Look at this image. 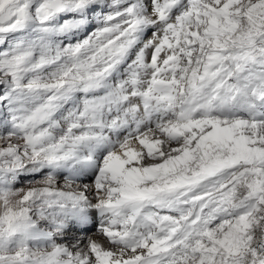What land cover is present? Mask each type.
Returning <instances> with one entry per match:
<instances>
[{"label":"clouds","instance_id":"9594fccd","mask_svg":"<svg viewBox=\"0 0 264 264\" xmlns=\"http://www.w3.org/2000/svg\"><path fill=\"white\" fill-rule=\"evenodd\" d=\"M47 4L0 2V264H264V0Z\"/></svg>","mask_w":264,"mask_h":264},{"label":"snow or ice","instance_id":"6c2138e0","mask_svg":"<svg viewBox=\"0 0 264 264\" xmlns=\"http://www.w3.org/2000/svg\"><path fill=\"white\" fill-rule=\"evenodd\" d=\"M0 2H3V0H0ZM66 2L67 0H48L47 7L53 12H63L66 6ZM70 2H72L77 8H84L85 10L88 11L92 10V7L89 6V0H70ZM6 47H7L6 41L0 42V57H2L3 54H5Z\"/></svg>","mask_w":264,"mask_h":264}]
</instances>
